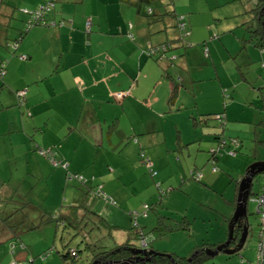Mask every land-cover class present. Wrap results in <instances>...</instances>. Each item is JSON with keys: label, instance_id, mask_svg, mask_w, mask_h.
<instances>
[{"label": "crops", "instance_id": "1", "mask_svg": "<svg viewBox=\"0 0 264 264\" xmlns=\"http://www.w3.org/2000/svg\"><path fill=\"white\" fill-rule=\"evenodd\" d=\"M22 1L8 0L6 5L4 0L0 1V62H7V73L0 87V162L23 164L25 175L44 185L42 195L33 186L30 194H19L16 189V194L0 197V204L2 198H10L4 201L14 198L16 208L22 206L20 199L36 194L40 201L38 207L32 206L29 220L33 225L23 223L19 227L16 223L9 224L13 218L6 222L1 219L0 264H61L57 258L37 260L38 256L53 250L54 246L52 249L50 246L57 238V227L41 226L38 232H33L36 235L44 231L47 235L44 243L26 238V233L20 230H34L47 216L62 210L67 212L69 207L85 206L105 217L111 225L126 230L128 224L132 225L131 218L121 210L108 208L105 200L96 197L94 189L98 185L117 206L128 212L142 213L145 206L158 200L157 184L165 190L173 189L163 201L166 206V200L179 196L186 184H191L189 178L192 179L194 171L202 173L200 183L206 181L212 185L227 180L225 175L218 176L210 169L212 156L209 154L219 148L222 150L217 141L222 128L210 117L225 113L227 125L230 124L226 101L222 104L225 85L217 73L214 77V71L217 60L223 68L227 66L226 58L231 52L228 49V56L223 54L226 61L221 60L220 49L219 52L213 50L216 62L205 58V51L211 54L208 47L211 44L214 47V39L219 37L209 39L207 23L202 21L204 15H199L201 12L190 0L187 2L191 30L188 43L202 45L203 58L201 50H192V45L177 41L179 35L174 21L168 27L166 19L169 18L155 17L154 9L150 15V8L138 10L125 0H60L46 18L47 24L55 23V26L28 29L30 15L23 10L34 11L47 0H24L21 12L15 6H20ZM259 1L255 0L245 13ZM160 13H164L163 8ZM88 22H91L90 32L86 30ZM129 31L133 38L129 37ZM19 39L21 43L14 52L9 45ZM250 42L253 43L251 39ZM167 43L172 46L167 53L169 60H158L160 53L148 56L150 48ZM22 56L27 59L22 60ZM216 80H220L217 85L212 83L200 86L197 92L192 90L196 97L194 107L180 109V86ZM24 88L29 90L27 107L20 110L16 92ZM120 93L125 97L117 100L116 95ZM233 143L239 145L237 141ZM39 149L52 150L55 159L68 167V173L83 176L86 184L79 185L84 189L72 186L79 182L69 181L65 169L55 170L49 160L38 154ZM142 152L152 163L155 176L141 160ZM221 152L215 160L216 166L219 168L222 164L230 171L227 165L234 161L228 160L231 156L222 158ZM243 177L237 180L234 200L227 201L222 214L217 213L222 217L218 215V232L210 238L209 244L221 245L227 241ZM135 184L139 185L138 190L131 188ZM3 204L0 205L2 210ZM14 207L8 205L0 214L13 215ZM84 212L83 209L78 211L79 216ZM164 212L170 214L168 209ZM255 213L259 216L258 210ZM250 214L248 206L249 236L253 228ZM138 223L145 230L156 226L151 215L139 218ZM260 223L259 216L257 230ZM227 228L223 239L222 231ZM255 236L254 246L247 240L240 253L221 252L202 264L254 263L257 234ZM124 237L126 233L121 238Z\"/></svg>", "mask_w": 264, "mask_h": 264}, {"label": "rangeland", "instance_id": "2", "mask_svg": "<svg viewBox=\"0 0 264 264\" xmlns=\"http://www.w3.org/2000/svg\"><path fill=\"white\" fill-rule=\"evenodd\" d=\"M0 1L2 2L3 0ZM7 1L8 0H4L5 5L7 4ZM254 1L255 0H190L195 9L201 12V14L199 15H204L202 21L204 23H207L205 29L207 31V36L209 37V39H211L213 36L219 37L217 39H214V44H216L214 47H212V44L211 47H208L211 53L209 54L208 59L210 60V62L212 61V59L216 62V54H213V50L216 49V51L219 52L220 49V54L222 55L219 56L221 60H228V64L225 68H223L219 60H217L218 62H216L215 64L216 72L214 71V77L217 73L219 79L225 85L224 89L226 90L224 91V93H222V98L224 100L222 101V104L226 101V105L228 108L227 110L230 113L231 117L229 118L230 124L226 125V129L223 135V138L229 143L227 144V147H219L222 148V158H229L227 156H231L232 158L228 160L234 162H230L227 165V167L231 169L230 171L222 164L219 165V168H217V166L214 165V162H211V171L213 169V173L218 176L225 175L227 180L211 185L209 183H206V181L200 183L193 177L192 179L194 180H192L190 177L189 182H191V184L187 183L184 191L180 193L179 196L172 197L168 201L166 200V206H163L162 202V208L168 209L170 218L181 223H183V221L186 219L190 224L189 230L182 229L162 237H155L156 247L161 249L159 250L160 253H171L180 258L189 257L188 255L195 248L203 244H209L211 241L210 238H214L215 234L218 232L216 222L219 221V214H222V212L225 210V206L228 205L227 201H233L235 198V187L237 185V180L242 177V175H245L249 168L254 164L258 162L264 163V67H262V65L264 64V53H262L260 49L255 47L253 43L250 44L251 35L247 30V27L251 26V30H253L252 27L256 26L255 21L251 22L250 24H244L247 20H249L248 14L245 13V10H249ZM23 2L24 0L20 2V6L19 4H16L15 6V8L17 10L20 9L21 12L22 10L20 7L23 6ZM187 2L189 1L175 0L173 4L165 8V12H172V14L174 13V11H176L174 15H170L171 17H168L169 19H166L168 27H170L172 21H174V26L177 25V21L174 18L175 15H189V12L187 10ZM157 7L163 6L161 3H158ZM211 42L213 41L209 40V43ZM190 43L193 45L192 50H198L199 52L201 50L203 58L205 56V53L203 56L202 45L194 44L193 42ZM228 49L231 52V56H228L226 53ZM223 54H226L225 56L228 57H225L226 59L223 58ZM194 56L196 55L194 54ZM220 80L209 83L205 82L201 85L186 84L180 86L179 89L181 90V92L178 96V106H180V109L185 110L194 107L196 97L192 90L197 92L200 86H207L208 84L211 86L212 83H215L217 85ZM2 82L3 81L0 80V87ZM209 106L213 108V106ZM17 109H19V107H17ZM214 117L215 116L210 117V120L214 119ZM234 141H237L239 145H235V143H232ZM219 147L217 146L216 148ZM234 151H236V153H234ZM232 153H234L235 156ZM212 154L213 153L211 152L209 156L211 157ZM215 168L218 169L216 172L214 171ZM24 169L25 166L23 164H18L17 162H0V189L3 186V191L1 190L0 192V197L14 195L16 194L14 192L16 191V189L17 193L27 195L31 193V189L33 186L37 187L39 191L37 190L36 192H39L38 194L42 195V187L44 184H37L38 179L33 182L31 178L25 175ZM54 169L58 170L56 168ZM200 174L202 173L200 172ZM192 175L193 174H191V176ZM262 181L263 174L258 175L255 178L252 189V194L255 195H253L254 197L250 198L251 201L249 202V212L252 214V216H250V219L252 221L251 223L253 228L250 232V236H248L247 238V242L251 241L250 245L253 246L255 245L256 241V239L253 240V238H255V235L258 233L257 223L259 221V216L255 213V211L257 210L255 198L260 194L259 191L262 185ZM79 184L80 183H78L77 185L72 184V186H75V188H77L78 190H83L84 188ZM131 188L133 190H138L139 185H132ZM175 189L179 190L178 187H176ZM38 196L39 195L36 194L34 197L30 196L29 198L24 200L20 199L19 202L22 206H19L17 208L14 207V198H11L10 201H4L10 198H2L3 202L0 205L4 203V209L2 210L0 208V213L1 211H6V207L8 205L14 207L12 211H17L15 209H19V211L15 213L13 212V215L9 216L0 214V224L3 223L1 219L6 222L9 219L13 218L14 221L10 222L9 224L16 223V226L19 227H21L23 223H26L27 225H33L34 223H32L29 218L32 217V206L38 207L40 203ZM160 196V192L158 191V200L160 199ZM169 196L170 195H168L167 197L169 198ZM11 201H13V204L10 203ZM51 201L52 199L50 200V202ZM113 206H108V208L121 210L128 216L129 210H124V208H122L121 206ZM84 208L87 207L84 206ZM150 215L155 219V223H157L156 216L153 213H151ZM38 222L39 221L35 223ZM39 224L40 223L36 225ZM44 226H52L53 228H55L56 224L42 225V227ZM90 226L92 225L89 224L86 229H89ZM131 228L132 225L128 224V228L126 230L118 229L114 232V235L112 237L108 230L102 227V231L96 230L93 232L92 239L98 241L100 240V244H102L104 247L113 248L115 247V245L121 244L127 240V233H129L128 231ZM36 230L26 231V229L24 230L21 228L20 232L26 233L24 234L26 235V238L32 237L30 239H33L34 242L44 243L47 235H45L44 231L33 235V232H38ZM46 230L49 231V229ZM227 232L228 228L222 231L223 239H225ZM123 233H126V237L122 239L121 237ZM58 234V237L56 239L54 238L55 243L50 246L51 249L52 246H54V248L56 249H54V254L48 259L52 260L53 258H57V260H59L61 264H64L60 256L61 253H67L66 251H68V248L79 249L82 252L80 254L82 258L81 262L87 257V253L86 251H84V247L80 244L82 242L81 237L72 239V235H74V232L71 231L65 236V243H63L65 244V246H63L62 242L59 240V237L61 235L60 232ZM53 237H55V234ZM26 240L24 241L26 242ZM178 252L184 253L185 256H180ZM37 260L42 261L43 259L41 258V256H38Z\"/></svg>", "mask_w": 264, "mask_h": 264}, {"label": "trees", "instance_id": "3", "mask_svg": "<svg viewBox=\"0 0 264 264\" xmlns=\"http://www.w3.org/2000/svg\"><path fill=\"white\" fill-rule=\"evenodd\" d=\"M48 1L49 0H47V2L45 4H42L40 6L46 5L48 3ZM125 1L129 5L135 7L138 10H140L141 8H143V9L144 8H150L151 10H149L150 12L148 13L150 15H152L154 10H155V14H154L155 17H163V16L171 17L170 15H174L176 13V11H174L173 14H172V12H168V11L165 12V8L167 6H170L171 4H173L175 0H125ZM59 2H60V0H56L55 7L57 6V4ZM157 3H162V6L164 8L163 7H157V5H156ZM162 8L164 10V13H160V10ZM152 9H154V10H152ZM53 10H54V8H53ZM246 14H248L250 16V19L246 22V24H250L253 21H255V23H256V26L252 27L253 30H251V26L247 27V30L251 34V40L253 41L254 46L257 47L258 49H260L262 53H264V0H260L257 3V5L253 9H251V11L246 12ZM174 18L177 21V25L174 26V28L178 31V35H179L177 41L186 42L187 43L186 46L190 45V47H191L192 44L188 43V41H187L188 38L191 37V30H190V26H189L188 19H187L188 16H186L184 14L183 15H175ZM129 27L132 29V25H129ZM86 30H87V25H86ZM90 31H91V29H90ZM129 37L133 38L130 31H129ZM15 43L20 44L21 40L19 39L18 41L11 43L9 46L11 47ZM162 46H166V51L163 54V56H164L163 60H165V59L169 60L170 57L167 56V53H168V51H171L170 49H172V46H171V44L167 43V44H163L159 47H162ZM192 47H193V45H192ZM18 48H19V46H18ZM155 48H158V47H155ZM11 50H13V49L11 48ZM205 57L209 58V52H208V55ZM5 63H6V73H7V62H5ZM262 67H264V64L262 65ZM5 76H6V74H5ZM5 76H4V78H5ZM4 78L1 81H3ZM25 89H27V88H24L22 90H25ZM19 91H21V90H19ZM18 92H16V97H17ZM28 94H29V90H28ZM27 98H28V95H27ZM27 98H26V103H25L24 107L19 106L18 99H17V106L20 109L24 110L27 107L26 106L27 105ZM226 117L227 116L225 113L215 115V117H214V119L219 122V124L222 128V132H219V134H217V141H219V144H221V147L226 146L229 143L227 140L225 141V139L223 138V135H224V132L226 129V125H227V118ZM223 149H225V148H223ZM40 150H43L45 152V151H48L50 149H39L38 154H39ZM220 152H221V150L219 148L215 153H213V155L211 157V162H216L215 160L218 159V155L220 154ZM234 153H236V152H234ZM234 153H232V154H234ZM40 156H42V155H40ZM42 157L46 158L50 162L49 158H47L45 156H42ZM141 160H142V158H141ZM59 162H61V161H59ZM62 164L65 165L63 162H62ZM60 168L68 171V167L67 168L60 167ZM60 168H56V169H60ZM149 170H150L152 175H154V176L156 175V172L154 171L153 168H151V169L149 168ZM70 174L71 173H68V179H69ZM192 174H193L192 177L195 178V175L200 174V172L194 171V172H192ZM246 174H247V172H246ZM76 175H79V174H76ZM245 175H244V177H245ZM73 180H75V179H73ZM69 181H72V180H69ZM75 181H78V180H75ZM201 181H202V179L198 182H201ZM85 182H86V180H85ZM85 182H79V183L86 184ZM262 184H263V181H262ZM157 185H158L157 186L158 191L160 192V195H161L160 199L151 205L145 206L144 212H142V213H138V212H129L128 213L129 217L132 220V228L130 230L128 229L129 233H127L128 234L127 240L121 244L115 245V247H113V248L104 247L102 244H100L101 243V242H99L100 240L99 241L93 240L92 234L96 230L102 231L103 230L102 227H104V228H106V230H108L110 235L113 237L114 232L117 231L118 229H121V228H118L116 226L111 225L105 217H101V216L89 211L87 208H84V206L69 207V208H67L68 209L67 212H64L62 210L58 214L49 215V216H47V218H44L42 220V224L36 225L34 230L40 229L42 225L56 224V227H57V233L56 234L58 237V235H59L58 233L60 232L61 235L59 237V240L62 242V244L65 243V236L71 231L74 232V235H72V239H74L76 237L82 238L81 239L82 242L80 244L84 247V251H86L87 257L81 262L82 258H81L80 254L82 252L79 249H69L68 248V251H66L67 253H65V254L61 253V256H60L62 261L64 262V264H95V263H97V264H174L170 260L171 257L174 258V260L176 261L177 264H202V263L208 261L210 259L208 252L214 251L220 244H203V245L195 248L189 257H184V258L177 257L176 255L171 254V253H160L156 249L155 237L156 238L158 236L162 237V236H165V235L170 234V233H174L175 231H179L182 229L189 230V224H190L186 219L183 221V223L178 222L177 220L170 218L169 217L170 214H166L164 212V209L162 208V202L164 201L165 197H167L168 195H170L173 192V189L171 188V189L165 190V189H163V187L160 184H157ZM100 186L101 185H98L96 187V189H94V195L98 198H101V197H99L96 194V191H97V188ZM261 187H262V185H261ZM104 194H105V192H104ZM253 195H255V194L251 193V198L254 197ZM101 199H103V198H101ZM106 203L109 206H113L107 201H106ZM115 205L117 206L116 202H115ZM113 207H115V206H113ZM81 209H83V211H85V210L86 211L84 212V214L82 216L81 215L79 216L78 211H80ZM151 213H153L156 216V220H157L156 226L148 229L150 231H148L147 229L146 230L141 229L139 226V223H138L139 218H148ZM89 224H91L92 226H90L89 229H86L87 226H89ZM241 224L243 225V223H241ZM260 225H261V223H260ZM259 228H260V226H259ZM121 230H123V229H121ZM239 234H241V228L237 227V229L235 231V235L238 236ZM153 235H154V237H153ZM23 246L24 245L22 244L21 247H23ZM63 246H65V244H63ZM12 249H14V248H12ZM54 249H56V248L53 247V250H50L49 252H51V251L53 252ZM140 250L145 251L146 255L138 254V252ZM49 252H47L46 254L41 256V258L43 259V257L46 256ZM74 253L76 255H73ZM256 256H257V250H256ZM43 260H46V259H43ZM189 260H190V262H189ZM252 264H256V257H255L254 263H252Z\"/></svg>", "mask_w": 264, "mask_h": 264}, {"label": "built area", "instance_id": "4", "mask_svg": "<svg viewBox=\"0 0 264 264\" xmlns=\"http://www.w3.org/2000/svg\"><path fill=\"white\" fill-rule=\"evenodd\" d=\"M55 2L56 0H49L46 5L40 6L34 11H28V10H23L24 13H28L30 15V20L28 22V29L34 27V26H39V25H44V26H55L56 24H47L46 23V17L49 13L52 12L53 8H55ZM91 29V22L87 23V31L90 32ZM19 44L15 43L11 46V48L16 51L18 49ZM166 51V46L158 47V48H150L148 50V56L152 57L160 53L161 55L159 56L158 60H163L164 59V52ZM206 56L208 55V50L205 51ZM22 60L26 59L25 56L21 57ZM6 74V63L5 62H0V80L4 78ZM28 95V90H21L17 93V99L19 106L24 107L26 103V98ZM125 97L124 93H120L116 95L117 100H121ZM217 151V150H216ZM215 151V152H216ZM213 152V153H215ZM39 154L42 156H45L50 159V162L55 168H60L64 167L67 168L66 165H63L62 162H59L55 159L54 154L51 150L48 151H43L40 150ZM234 155V154H233ZM142 160L147 164V166L151 169L152 168V163L150 160L146 157L145 153L143 152L141 154ZM214 165L216 163L214 162ZM217 169L215 168L214 171ZM78 180L79 182H85V179L81 175H76V174H70L69 175V180ZM196 181H200L202 179L201 174L195 175L194 178ZM96 194L109 202L111 205H115V202L108 197L106 194H104L102 190V186L97 188ZM255 202L257 204V210L258 214L260 216V221L261 225L258 231L257 235V256H256V264H264V176H263V184H262V189L260 194L255 198ZM53 252H49L46 256L43 257V259L48 258ZM73 255H76L75 253ZM11 264H20L18 262H12Z\"/></svg>", "mask_w": 264, "mask_h": 264}, {"label": "water", "instance_id": "5", "mask_svg": "<svg viewBox=\"0 0 264 264\" xmlns=\"http://www.w3.org/2000/svg\"><path fill=\"white\" fill-rule=\"evenodd\" d=\"M261 174H264V163H256L249 168L247 174L240 182L237 207L234 216L230 222L228 239L224 244L218 246L214 251L208 252L211 258L216 257L221 252L227 255H236L243 250L247 238L249 236V226L247 224V220H248V206L250 202V193L255 178ZM241 223H243V225ZM237 227L241 228V237H239L240 239H238V237L235 235V231ZM235 244L238 245L236 246V248L232 249L231 247ZM138 254L146 255V252L140 250ZM170 260L174 264H177L174 258L171 257Z\"/></svg>", "mask_w": 264, "mask_h": 264}, {"label": "flooded vegetation", "instance_id": "6", "mask_svg": "<svg viewBox=\"0 0 264 264\" xmlns=\"http://www.w3.org/2000/svg\"><path fill=\"white\" fill-rule=\"evenodd\" d=\"M237 245H238V244H237ZM237 245L235 244V246H233L232 248H236Z\"/></svg>", "mask_w": 264, "mask_h": 264}, {"label": "clouds", "instance_id": "7", "mask_svg": "<svg viewBox=\"0 0 264 264\" xmlns=\"http://www.w3.org/2000/svg\"><path fill=\"white\" fill-rule=\"evenodd\" d=\"M263 176H264V174H263ZM261 189H262V187H261ZM259 231V230H258ZM257 235H258V233H257Z\"/></svg>", "mask_w": 264, "mask_h": 264}]
</instances>
